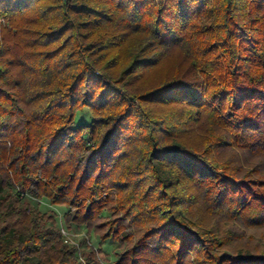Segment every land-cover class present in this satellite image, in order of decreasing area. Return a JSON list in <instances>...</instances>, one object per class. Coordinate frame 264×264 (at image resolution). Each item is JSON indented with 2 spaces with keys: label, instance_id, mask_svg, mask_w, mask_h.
I'll list each match as a JSON object with an SVG mask.
<instances>
[{
  "label": "trees",
  "instance_id": "obj_1",
  "mask_svg": "<svg viewBox=\"0 0 264 264\" xmlns=\"http://www.w3.org/2000/svg\"><path fill=\"white\" fill-rule=\"evenodd\" d=\"M109 241L114 264H264V0H0V264Z\"/></svg>",
  "mask_w": 264,
  "mask_h": 264
},
{
  "label": "rangeland",
  "instance_id": "obj_2",
  "mask_svg": "<svg viewBox=\"0 0 264 264\" xmlns=\"http://www.w3.org/2000/svg\"><path fill=\"white\" fill-rule=\"evenodd\" d=\"M79 114L84 115L79 116ZM79 114L76 122H81L82 119L86 122L92 120V116L89 109H85ZM31 202L41 213L53 214L55 216V219L58 222L59 226L62 227L61 230L64 229L66 231L65 237L63 236V240L66 245L71 248H75L77 251L80 252L81 255L84 254V251H99L100 241L93 233H90L86 228H67L64 219L65 215L68 212L66 208L53 206L46 200L38 201L31 199ZM102 249L103 252L98 256L101 264H114L116 254L118 251H120L118 245L113 241H109L106 245L103 246Z\"/></svg>",
  "mask_w": 264,
  "mask_h": 264
},
{
  "label": "built area",
  "instance_id": "obj_3",
  "mask_svg": "<svg viewBox=\"0 0 264 264\" xmlns=\"http://www.w3.org/2000/svg\"><path fill=\"white\" fill-rule=\"evenodd\" d=\"M62 234H63V236L65 237V235H66V231H65L64 229H62Z\"/></svg>",
  "mask_w": 264,
  "mask_h": 264
}]
</instances>
